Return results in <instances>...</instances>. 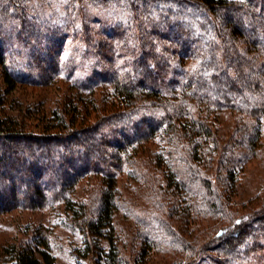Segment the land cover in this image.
Masks as SVG:
<instances>
[{
	"label": "trees",
	"instance_id": "trees-1",
	"mask_svg": "<svg viewBox=\"0 0 264 264\" xmlns=\"http://www.w3.org/2000/svg\"><path fill=\"white\" fill-rule=\"evenodd\" d=\"M129 6L135 27L108 31L121 42L109 50L128 54V71L97 68L89 80L96 87L85 96L65 94L38 119L39 132L30 131L28 118L0 115V215L63 204L67 221L83 235L82 256L93 264L132 263L117 225L122 211L136 221L130 256L136 264L160 247L185 254L173 264H264V202L233 227L216 228L208 242H220L213 253L198 239L179 237L168 220L180 216L187 228L193 215H225L230 198L209 172L236 186L245 160L264 155V0H132ZM101 43L92 47L101 51ZM5 62L0 55L4 81L14 87ZM223 110L237 115L225 137L212 118ZM125 172L151 190L146 212L123 199L118 177ZM89 176L100 178L97 193L89 203L74 199L76 185ZM170 193L178 201L168 209L159 198ZM39 231L5 246L0 264H57Z\"/></svg>",
	"mask_w": 264,
	"mask_h": 264
},
{
	"label": "rangeland",
	"instance_id": "rangeland-1",
	"mask_svg": "<svg viewBox=\"0 0 264 264\" xmlns=\"http://www.w3.org/2000/svg\"><path fill=\"white\" fill-rule=\"evenodd\" d=\"M130 1L16 0L12 3L11 0H0V55L6 60L9 74L15 78L14 87L8 86L0 65V115L28 118L30 131L39 132L42 129L36 127L38 119L59 107L65 94L85 96L96 87L89 80L97 68L103 69L105 65L106 69L119 74L128 71V54L122 52L121 47L113 52L109 50V44L114 47L115 42H121L109 37L108 31L111 28L119 30L121 26L135 27L137 16L131 13ZM95 42H102L103 50L92 47ZM100 94L98 90L95 96L98 100H101ZM92 116L96 115L92 113ZM236 116L228 110L212 115L219 125L221 137L233 131ZM243 167L244 171L238 173L236 186L225 181L223 175L219 179L215 173L209 172L215 188L230 198L228 211L225 215L212 214L206 219L193 215L187 228L184 221L179 220L180 216H169L168 220L179 237L181 234L193 243L198 239L199 247L204 244L208 253H213L220 242H208L216 228L231 224L233 227L234 219L258 211L264 202V155L247 158ZM127 172L118 177L119 191L135 211L146 212L151 207V199L148 200L151 190ZM99 179L91 176L82 179L75 187L73 198L89 203L97 193ZM232 186L234 189L229 194ZM32 196L38 199L33 192ZM175 200L178 201L175 193L159 198L168 209L169 203ZM67 216L65 206L57 202L37 210L24 208L0 215V260L4 258L5 246L30 240L41 228L57 264H93L92 259L82 256L83 235L69 224ZM135 222L124 211L118 215V228L124 230L123 234L129 240L124 252L131 264H136L130 257L138 231ZM158 249L150 252V259L145 264H173L185 255L178 249L176 252L165 251L162 247Z\"/></svg>",
	"mask_w": 264,
	"mask_h": 264
},
{
	"label": "snow or ice",
	"instance_id": "snow-or-ice-1",
	"mask_svg": "<svg viewBox=\"0 0 264 264\" xmlns=\"http://www.w3.org/2000/svg\"><path fill=\"white\" fill-rule=\"evenodd\" d=\"M237 223H239V221Z\"/></svg>",
	"mask_w": 264,
	"mask_h": 264
}]
</instances>
